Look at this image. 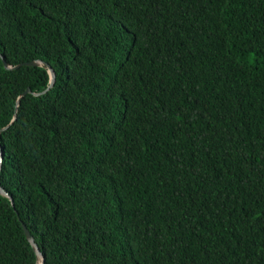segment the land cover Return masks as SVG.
I'll return each mask as SVG.
<instances>
[{"label":"trees","instance_id":"1","mask_svg":"<svg viewBox=\"0 0 264 264\" xmlns=\"http://www.w3.org/2000/svg\"><path fill=\"white\" fill-rule=\"evenodd\" d=\"M97 1L0 0V264H264V0Z\"/></svg>","mask_w":264,"mask_h":264},{"label":"clouds","instance_id":"2","mask_svg":"<svg viewBox=\"0 0 264 264\" xmlns=\"http://www.w3.org/2000/svg\"><path fill=\"white\" fill-rule=\"evenodd\" d=\"M45 1L47 2L48 5H53L55 7V9L57 10V12L61 15L59 17L61 19L60 27L58 29H56L58 31V33H55V34H58V36H63V33L65 31H70V35L68 36L70 38L71 37L73 38V36L76 35V31L77 30H81L83 27H86L87 24H96V23H99L100 21H102V19H103L102 9L106 8L103 5H101L97 0H91V1L90 0H86L87 3H85L84 6H83L85 8V10H83L84 16L81 14V17H80L79 20L73 21L72 18H71L70 12L69 11L65 12V7H66L67 0H45ZM0 58L4 59V57L3 58L0 57ZM5 61H6V63L8 65L12 66V68L8 69V68H6V65L4 63V68L7 71H12L14 69H17L20 66H22L23 64L27 65L28 63L33 62V61H40L41 62L40 65H30V66H38V67H43V68L47 69V72L49 74V85H48L46 91H48L55 84H57V80H58L57 71L49 63H46L45 61H43L41 59H34V60L28 61L26 63L18 64L20 66L12 65L11 63L7 62V60H5ZM48 68H51L54 71V76L53 77H51ZM79 86H80L81 89L78 92V100H81V101L88 100L92 96H95V97L98 96L96 98L100 100V97L103 96L104 84L100 80H97V82H93V80L92 81L90 80V81L81 82L79 84ZM27 89H29V88H27ZM30 93H32V95H35V96L40 94L38 92H32L31 90H30ZM30 93H28V94H30ZM22 94L23 93H21L16 99V113H15V115L13 116L12 120L10 121V123H8L4 127L0 128V130H1L0 131V135H1L2 132H4L7 129H9V127L15 123V121L17 119V109H18L19 105L21 104V100L28 95V94H26L25 96H22ZM67 132L68 131H63L60 134L64 135ZM71 132L72 133L68 134L67 136H65L61 140L63 142V146H64L63 154L64 155H68V151L71 150V149L74 150V151L77 150L78 151V155H80L82 158H84L88 162V151L90 153H92V154H94V153L91 150H89L88 148L86 149L84 147L83 143L81 142V140L77 136V134H79V133H75L74 131H71ZM79 136H80V134H79ZM83 141H84V139H83ZM84 143H85V145H88L85 141H84ZM1 152L3 153V157H2V160H1V163H0V171H1V166H2L3 159H4V151H3V148H2V146L0 144V153ZM0 187L6 192V194L0 192L1 195H3L5 197H7L8 199H10L12 205L15 206V202H14L13 197L1 186V184H0ZM25 226H26V224L22 223V227H23L24 231H25V228H24ZM27 229H28V227H27ZM25 235H26V232H25ZM31 235L34 237V235L32 233H31ZM34 239H35V237H34ZM35 242L38 245L36 239H35ZM38 247H39V245H38ZM40 251H41V249H40ZM42 257H43V262H44L43 254H42ZM41 261H42V259H39V260L37 259V264H40L39 262H41Z\"/></svg>","mask_w":264,"mask_h":264},{"label":"water","instance_id":"3","mask_svg":"<svg viewBox=\"0 0 264 264\" xmlns=\"http://www.w3.org/2000/svg\"><path fill=\"white\" fill-rule=\"evenodd\" d=\"M0 57L3 58V56H2L1 54H0ZM3 61H4L5 65H6V68H8V69H9V68H12V66L8 65L4 59H3ZM28 64H29V65H40L41 62H40V61H33V62L28 63ZM18 66H20V65H18ZM18 66H17V67H18ZM48 69H49V73H50L51 77H53V76H54V71H53L51 68H48ZM28 93H30V89H26V91L23 92L22 96H25V95L28 94ZM0 131H1V130H0ZM2 157H3V153L1 152V153H0V163H1ZM0 192L6 194V192H5L1 187H0ZM11 199H12V198H11ZM24 228H25V232H26V237H27L28 241L30 242V244H31V246H32V248H33V250L35 251V253H36V255H37V259H38V260H39V259H42V261L39 262V263H40V264H44V262H43V257H42V253H41V251H40V248H39L38 245L36 244L34 237L31 235L30 231L27 229L26 226H25Z\"/></svg>","mask_w":264,"mask_h":264}]
</instances>
